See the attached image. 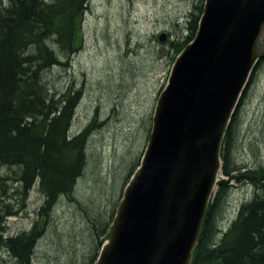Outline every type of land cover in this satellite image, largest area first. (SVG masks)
Returning <instances> with one entry per match:
<instances>
[{
    "label": "rangeland",
    "instance_id": "1",
    "mask_svg": "<svg viewBox=\"0 0 264 264\" xmlns=\"http://www.w3.org/2000/svg\"><path fill=\"white\" fill-rule=\"evenodd\" d=\"M203 3L88 0L76 18L74 52L65 58L48 43L60 63L41 74L45 93L54 99L69 89L78 94L70 134L90 127V136L82 178L46 216L40 214L45 200L37 183L25 192L19 167L0 164V206L8 205L11 212L4 215L0 228L7 236L37 228L41 235L32 255L34 264H91L95 259L122 189L143 154L146 118L149 122L177 54L194 37L189 23L198 19ZM6 5L7 0H0L1 7ZM162 33L168 34L164 42L158 39ZM229 135L221 154L231 150V166H239L233 172L239 180L222 174L226 193L215 190V199L223 202L218 217L222 235L241 206L257 194L256 186L241 173L264 167V61L257 64L240 97ZM14 263L0 244V264Z\"/></svg>",
    "mask_w": 264,
    "mask_h": 264
},
{
    "label": "water",
    "instance_id": "2",
    "mask_svg": "<svg viewBox=\"0 0 264 264\" xmlns=\"http://www.w3.org/2000/svg\"><path fill=\"white\" fill-rule=\"evenodd\" d=\"M263 56L264 0H204L194 38L176 56L156 100L151 138L94 264H192L223 137Z\"/></svg>",
    "mask_w": 264,
    "mask_h": 264
},
{
    "label": "trees",
    "instance_id": "3",
    "mask_svg": "<svg viewBox=\"0 0 264 264\" xmlns=\"http://www.w3.org/2000/svg\"><path fill=\"white\" fill-rule=\"evenodd\" d=\"M47 1L7 0L5 7L0 6V164L19 167L25 192L37 183L45 200L41 216L48 215L60 197H69L82 178L90 136L86 131L68 135L78 94L69 89L54 99L41 83L45 69L60 63L48 43L65 58L74 52L76 18L88 0ZM197 22L195 18L189 23L191 30L196 31ZM231 126L232 120L228 140ZM248 175L258 187L255 198L241 206L222 235L218 217L223 202L214 197L192 264H264V167L249 170ZM219 189L224 196L225 188ZM7 208L0 206L2 224L4 215L11 214ZM40 235L36 227L16 236H7L0 228V244L12 254L14 264H34Z\"/></svg>",
    "mask_w": 264,
    "mask_h": 264
},
{
    "label": "bare ground",
    "instance_id": "4",
    "mask_svg": "<svg viewBox=\"0 0 264 264\" xmlns=\"http://www.w3.org/2000/svg\"><path fill=\"white\" fill-rule=\"evenodd\" d=\"M247 15H249V14H245V12H243V17H245L246 16V18H245V20H250V18H251V16H247ZM255 14H253V16H254ZM241 16V17H242ZM251 19H253V18H251ZM263 61H264V56H263ZM257 69V65H255L254 66V68H253V70L251 71V74H250V77H249V79H248V81L245 83V85H244V90H246L247 89V87H248V85H249V82L251 81V79H252V77H253V74H254V72H255V70ZM243 94V93H242ZM51 97L52 98H54L52 95H51ZM239 102H240V100H239ZM238 105H239V103H238ZM238 105H237V107H238ZM237 107L235 108V111H236V109H237ZM75 108L76 107H74V111H73V117H72V120H71V122H73V119H74V114H75ZM234 111V112H235ZM233 115H234V113H233ZM233 115H232V117H233ZM153 113L151 114V116L149 117V122H148V119L146 118V121H145V126L146 127H144L143 128V131H142V133H141V137H142V139L144 140L143 142L145 143L144 145H143V147H144V149H143V152L142 153H144V151L146 150V148H147V145H148V142H149V139L151 138L150 136H151V133H152V127H153ZM232 117H231V120H232ZM168 119H161V122L163 123V122H165V121H167ZM231 120H230V122H231ZM173 121V120H172ZM171 120H170V123L172 122ZM230 122H229V124H228V127H229V125H230ZM148 125H149V127H148ZM208 127H210L211 125L210 124H208L207 125ZM228 127H227V129H226V132H225V135H224V137H223V140H222V143H221V148H220V160H219V167H218V169L216 170V172H217V176H216V181L214 182V185H213V188H214V190H213V192H214V196H212V198H211V201L209 202V206L211 205V202L213 201V199H214V197H215V190H216V188H220L221 186L222 187H224L225 186V182H220L221 181V175L222 174H224L227 178H230V179H237V180H239V178H238V176H236L233 172L234 171H236L237 169H239V166H231L232 165V163H231V160H230V153H231V150L229 151V152H226V156L224 155V157H226L227 158V160H225L224 158H223V154H221V152H222V147H223V143H224V141H225V137H226V133H227V130H228ZM210 128H213V125L210 127ZM89 130H90V127H87V128H85L84 130H82L81 132H79V133H82V132H85L86 131V134L88 133L89 134ZM78 133V134H79ZM85 134V135H86ZM68 135H70V138H72V137H74L75 135H73V134H70V132H69V134ZM77 135V134H76ZM145 138V139H144ZM204 139V138H203ZM205 141V140H204ZM201 145V144H200ZM199 145V147H202V146H204L203 144L200 146ZM142 157V156H141ZM182 159V160H181ZM180 160H181V164H184L185 165V163H184V159L183 158H181ZM140 160H141V158L139 159V163H140ZM226 161V162H225ZM187 162L189 163L190 161H188L187 160ZM139 163L136 165V167L133 169V171H132V173L134 172V170L137 168V166L139 165ZM187 163V164H188ZM192 170V169H191ZM226 170L228 171V173H226ZM250 170V169H249ZM249 170H246L245 171V173H241V175L243 176V175H245V180H250L255 186H256V189L258 188L257 187V185L251 180V178L248 176V172H249ZM191 172H193V170L191 171ZM132 173H131V175H132ZM202 175H205V174H203V173H201ZM131 175H130V177H131ZM241 175H239V176H241ZM130 177L127 179V182L129 181V179H130ZM127 182L125 183V186H126V184H127ZM125 186L123 187V189H122V194H123V191H124V188H125ZM225 193H226V189H225ZM122 194H121V197H122ZM120 200H121V198H120ZM119 200V201H120ZM119 201H118V203H119ZM118 203H117V206H118ZM117 206H116V209H115V213H116V210H117ZM209 206H208V209H209ZM208 213V212H207ZM114 216H115V214H114ZM114 216H113V218H114ZM207 216V215H206ZM112 221H113V219H112ZM112 221H111V224H112ZM111 224H110V226H111ZM204 225V224H203ZM110 226H109V228L107 229V231H105L104 232V234H103V240H102V242H101V244H100V247H99V249H98V252H97V255H96V257H95V259L93 260V262L91 263V264H94L95 263V261H96V258L98 257V254H99V251H100V249H101V246H102V244L105 242V240H106V237H107V235H108V231H109V229H110ZM203 229V228H202ZM202 232V231H201ZM201 236V235H200ZM197 247V246H196ZM195 256V249H194V251H193V257ZM193 257H192V260H193ZM191 263H192V261H191Z\"/></svg>",
    "mask_w": 264,
    "mask_h": 264
}]
</instances>
